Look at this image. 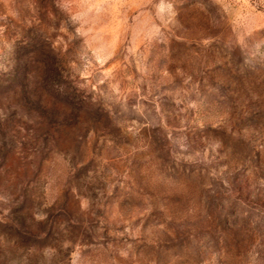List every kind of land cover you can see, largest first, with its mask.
<instances>
[{"label":"rangeland","instance_id":"1","mask_svg":"<svg viewBox=\"0 0 264 264\" xmlns=\"http://www.w3.org/2000/svg\"><path fill=\"white\" fill-rule=\"evenodd\" d=\"M0 264H264V0H0Z\"/></svg>","mask_w":264,"mask_h":264}]
</instances>
